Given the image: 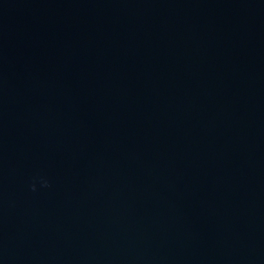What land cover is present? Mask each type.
I'll use <instances>...</instances> for the list:
<instances>
[{
  "label": "water",
  "instance_id": "1",
  "mask_svg": "<svg viewBox=\"0 0 264 264\" xmlns=\"http://www.w3.org/2000/svg\"><path fill=\"white\" fill-rule=\"evenodd\" d=\"M0 264H264V0H0Z\"/></svg>",
  "mask_w": 264,
  "mask_h": 264
},
{
  "label": "clouds",
  "instance_id": "2",
  "mask_svg": "<svg viewBox=\"0 0 264 264\" xmlns=\"http://www.w3.org/2000/svg\"><path fill=\"white\" fill-rule=\"evenodd\" d=\"M45 186H47V183L45 182ZM33 190H34V185H33Z\"/></svg>",
  "mask_w": 264,
  "mask_h": 264
}]
</instances>
